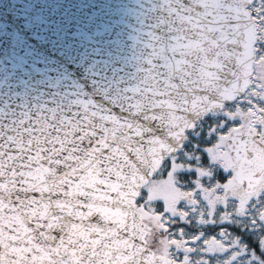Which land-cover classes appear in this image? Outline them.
<instances>
[{
  "label": "snow or ice",
  "instance_id": "6c2138e0",
  "mask_svg": "<svg viewBox=\"0 0 264 264\" xmlns=\"http://www.w3.org/2000/svg\"><path fill=\"white\" fill-rule=\"evenodd\" d=\"M0 264H264V0H0Z\"/></svg>",
  "mask_w": 264,
  "mask_h": 264
}]
</instances>
